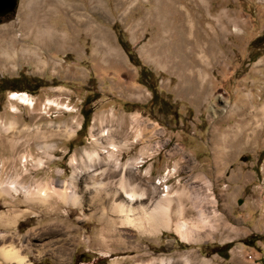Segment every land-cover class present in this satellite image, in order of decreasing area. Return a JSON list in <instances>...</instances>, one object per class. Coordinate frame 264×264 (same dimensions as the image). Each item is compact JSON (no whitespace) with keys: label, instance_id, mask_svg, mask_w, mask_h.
<instances>
[{"label":"rangeland","instance_id":"rangeland-1","mask_svg":"<svg viewBox=\"0 0 264 264\" xmlns=\"http://www.w3.org/2000/svg\"><path fill=\"white\" fill-rule=\"evenodd\" d=\"M63 1L77 8L53 10L44 23L68 45L36 47L42 63L17 52L0 65V81L21 78L31 101L19 106L12 92H0V187L17 188L0 194V250L13 247L27 264H262L264 0H170L174 8L169 0ZM26 2L0 18V29L20 39L18 48L26 47ZM257 37L261 47L251 48ZM142 67L156 78L155 97L139 83ZM87 96L93 101L84 105ZM89 108L84 128L81 110ZM225 137L237 146L224 147ZM111 142L117 168L104 152ZM83 152L99 154L87 170ZM100 169L98 187L91 180ZM122 177L144 194L129 203L133 210L166 191L173 196L168 230L153 234L122 219L120 206L129 207ZM47 184L59 192L69 185L79 202L24 194ZM177 221L199 241L181 239ZM4 262L1 256L0 264H16Z\"/></svg>","mask_w":264,"mask_h":264},{"label":"bare ground","instance_id":"bare-ground-1","mask_svg":"<svg viewBox=\"0 0 264 264\" xmlns=\"http://www.w3.org/2000/svg\"><path fill=\"white\" fill-rule=\"evenodd\" d=\"M52 2L49 3L48 6L42 4H39L37 0H27L24 8V12L22 15V26L25 29V33L22 34V38L24 40V44L26 47H19V40L17 39L10 30H2L0 29V65H8L14 58L15 54L17 52L20 53V55H30L32 56L33 60L36 62L40 59L36 57V47L43 48L47 50H58L60 48H65L68 45V40L65 36L59 35L55 30L47 27L44 23L45 16H47L50 12L60 10L67 6L69 10H74L77 7L74 4H67L63 0H51ZM97 3L98 1L95 0ZM160 1V0H156ZM170 8L173 4L170 0ZM65 3V4H64ZM51 4V5H50ZM174 5V4H173ZM43 7V8H42ZM41 8V9H40ZM44 10L42 12V15H38V10ZM80 9V8H79ZM175 11V10H174ZM41 13V12H40ZM161 19V18H160ZM189 19V18H188ZM166 20L164 18L163 22L165 23ZM178 23V22H177ZM161 25V27L164 30V27ZM190 26V25H189ZM22 27V28H23ZM191 28V26L189 27ZM177 31H182L181 26L180 28L177 27ZM184 30V28H183ZM177 34V33H176ZM179 35V33L177 34ZM31 43L34 45V47L31 45ZM37 63H40V62ZM42 63V62H41ZM10 100L15 102L16 105L19 106H25V105H31V101L23 92H12L10 96ZM14 110L16 108L12 107ZM246 110V109H245ZM245 114V113H244ZM249 116V115H248ZM249 126V125H248ZM12 128V123L8 124L3 130L8 131ZM234 128V127H233ZM248 128V127H247ZM245 129V128H244ZM243 130V129H242ZM108 132L105 131V133H101L100 135H105ZM240 133V132H238ZM237 133V134H238ZM235 134V133H234ZM137 138H140V133L136 134ZM108 137V136H107ZM251 137V136H250ZM142 138V137H141ZM140 138V140H142ZM242 138V137H241ZM239 139V138H238ZM252 139V138H251ZM110 140V138H109ZM222 145H225L224 147H236V143L231 140V138L226 140V137L222 139ZM249 146V145H248ZM44 148V147H43ZM48 149V147H46ZM118 146L113 144V142L109 143L108 147L104 152L106 153L107 161H113L114 167L117 168L118 161H116L113 156H115V152L117 151ZM238 148V147H237ZM103 149V147H102ZM45 150V149H44ZM151 153V152H150ZM83 156L85 157V160L87 162L86 170L92 167V164L95 163V160L99 158V154L97 152H83ZM136 163V159L132 160L130 162H126L122 166V172L126 169H131L132 166ZM86 164V163H85ZM79 171V170H78ZM87 172V171H86ZM98 171H96L97 174ZM83 172L79 171L76 175L80 177V174ZM105 174L104 169L99 170V177L93 178L92 184L94 186H98L102 183V177ZM75 175V174H74ZM75 176H72L70 180L74 179ZM92 179V178H91ZM12 184V183H11ZM118 185L120 187V191L124 194L125 201L127 202L128 206L129 203L135 201L136 198L143 200L144 194L143 192L135 193V186H130V183H126L123 180V177L119 179ZM33 189L26 188L25 195L29 196L31 199L39 200V201H46L48 198L51 197H58L63 202L68 203H77V198L75 195V192L71 189L69 185L64 186V188L59 192L52 184L43 185L41 187L34 186ZM19 188V187H18ZM20 189V188H19ZM23 191V190H21ZM17 188L14 185H4L3 187H0V194H5L8 196H11L12 193H16ZM175 198V197H174ZM79 202V201H78ZM173 202V196L169 195V193L166 191L164 195L159 196L158 199L151 204V206L144 207L142 205H138L139 209H132L130 206L127 208L121 207V212L124 214V219L127 223L132 224L137 230H141L143 228V225H146L147 228L154 234L160 233L161 230H168L170 226V217H169V211L171 204ZM177 203V208L181 210V206ZM127 206V205H126ZM135 212V213H134ZM179 212V211H178ZM132 214V215H131ZM180 214V213H179ZM179 216V215H178ZM199 223L201 225H205L206 221L203 219L202 215L199 216ZM197 219V220H198ZM174 230L176 234L183 240H194L199 241L198 236H193L192 231L188 228L187 224L181 221H177L175 224H173ZM162 232V231H161ZM194 237V238H192ZM2 256V259L5 261L4 263H9L13 261L16 264H27L18 254V250L14 249L13 247H4L0 250V257ZM12 262V263H13ZM155 260H150L146 263H139V264H154ZM157 264H164L162 260H158L156 262ZM183 264H187V261H184Z\"/></svg>","mask_w":264,"mask_h":264},{"label":"trees","instance_id":"trees-1","mask_svg":"<svg viewBox=\"0 0 264 264\" xmlns=\"http://www.w3.org/2000/svg\"><path fill=\"white\" fill-rule=\"evenodd\" d=\"M113 29L116 31L117 41H118L119 45L121 46V48L123 49V51L125 52V54L127 55L129 61L131 63H134L137 66V64H136L137 58H136L135 54L130 50L128 43L123 40L122 34L118 31L117 26H113ZM262 41H263V37H257L256 39H254L252 41V43L250 44V47L251 48H259V47H261L260 45H261ZM20 79L21 78L0 81V92H4V91L22 92V91H20L22 88H19V86H18V84L20 83ZM141 79H145L149 82H143ZM155 80H156V78L152 72L146 70L144 67H142L140 69L139 83L142 84L143 86H145L153 94V97L157 96V92L151 86V83L152 82L155 83ZM92 101H93L92 98L87 96V98L84 102V105H89ZM91 113H92V111L90 108L88 110H81V114L83 116V126L82 127L86 128V124L91 117ZM229 248H230V244H227L224 246L225 251L229 250ZM222 257L225 258L226 256H222ZM262 264H264V260L262 261Z\"/></svg>","mask_w":264,"mask_h":264},{"label":"water","instance_id":"water-1","mask_svg":"<svg viewBox=\"0 0 264 264\" xmlns=\"http://www.w3.org/2000/svg\"><path fill=\"white\" fill-rule=\"evenodd\" d=\"M18 0H0V18L15 12ZM241 204V201L238 202Z\"/></svg>","mask_w":264,"mask_h":264}]
</instances>
